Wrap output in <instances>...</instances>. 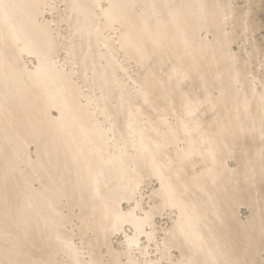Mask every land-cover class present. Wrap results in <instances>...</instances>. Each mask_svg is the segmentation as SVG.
I'll return each instance as SVG.
<instances>
[{"label":"bare ground","instance_id":"obj_1","mask_svg":"<svg viewBox=\"0 0 264 264\" xmlns=\"http://www.w3.org/2000/svg\"><path fill=\"white\" fill-rule=\"evenodd\" d=\"M100 2L71 0L72 10L80 15L77 29L86 38L83 51L88 53L98 40L111 50L108 56L105 54V66L97 69L93 64L89 68L112 87L105 101L117 96L115 113H109L105 105L101 107L104 115L107 112L113 116L114 124L121 116L125 118L124 125L120 122L124 131H119L120 124L114 125L122 139H126L125 134H136L135 139L131 135L126 140L133 149L130 153L128 147L130 154L120 149V138L110 136L113 122L109 124L112 129L105 128L94 119L89 102L83 104L74 75L57 67L58 39L50 24L38 19L43 0H0V264H55L60 253L71 259L70 264H82L79 247L65 230L71 220L65 210L76 207L82 211L84 228L101 232L104 237L125 222L144 233V227L154 218V209L161 213L166 208L176 209V219L164 239L165 247L179 250L175 264H256L259 248L248 247L262 241L256 240L254 226L242 221L234 226L230 219L246 197L256 203L260 215L256 195L257 184L264 180V91L249 82L229 50L231 37L225 34L222 18L227 10L224 3L108 0L101 10L105 23H100L96 17L100 15ZM117 23L122 27L120 47L145 71L136 78L138 97L157 116L151 117L146 110L150 115L145 112V125L141 122L144 117L139 119L138 115L142 107L135 102L138 107H130L126 100L127 84H119L108 75L121 65L102 31ZM201 30L215 34L214 39L202 37ZM25 53L36 57L34 68L24 62ZM164 67L166 75H161ZM187 80L197 81L205 90L203 100L195 91L183 90L182 83ZM213 88L217 95L212 93ZM177 104L182 112L179 116L173 112L178 121L170 124L167 119L171 114L167 116ZM206 106L215 111L210 123L199 115ZM248 137L254 145L252 150L245 145L242 170L226 169L224 160L232 156V146ZM181 141L186 144L181 146ZM30 144L35 145V158L28 153ZM169 147L173 148L172 155ZM198 164L199 169H195ZM150 176L159 180L160 205L143 212V216L123 212L122 199L136 201L140 183ZM139 203L135 202L137 206ZM154 234L150 232L149 238ZM242 237L244 241H240ZM241 244L244 248H239Z\"/></svg>","mask_w":264,"mask_h":264},{"label":"rangeland","instance_id":"obj_2","mask_svg":"<svg viewBox=\"0 0 264 264\" xmlns=\"http://www.w3.org/2000/svg\"><path fill=\"white\" fill-rule=\"evenodd\" d=\"M100 1H101L100 2L101 6H100V8H97V12H99V10H100V12H99L100 15H98V13H97L96 17H97V21H99L100 23H105V18H103V14H102L101 10H102V8H105L107 6L108 0L107 1L106 0H100ZM105 1H106V3H105ZM43 2L45 4L43 3L42 12L39 15L40 17L38 16V19H39V21H41V23L43 22L45 24L47 22L46 23L47 25L50 24L49 27L52 28L51 30L53 32L55 40L58 39V40H56V42L58 43V45L60 47L55 54V60H56L55 62H56L57 67L59 69L64 70L65 72L71 74L72 77L74 75L73 80L75 81L77 86L79 85L78 88L80 87L79 90L82 94L81 100H82L83 104H86L87 102H89V107L91 108L90 110H91L95 120H98L99 122H101V125H103L107 129H109V126L112 129L111 125L113 126V129H114V125L120 124L119 125V128H120L119 131H124V128L122 129L121 123L123 122L122 125H124V122H125L124 119L125 118L124 117L122 118V116L121 117L119 116L120 118L117 119L119 121L116 120L115 124H114V121H112V120H114L113 116H109L110 115L109 113H111L110 111L115 113L116 109L114 107H115V104L117 102L116 101L117 96L110 97L109 98L110 101H109V99L107 100L108 102L105 101V98L107 96L106 94L108 91H110L112 89V87L108 86L109 83L105 84L102 77L100 75H97L96 73H93V71L89 68V66H92L93 64H95L98 67L97 69L105 66L106 65V55L108 56L111 50L105 44L104 41L98 40L97 42H95V44L92 46V48L90 50H88V53L84 52V51H86V45H85L86 38H85V36L81 35V32L79 31L80 29H77V26H78L77 24H78V20L80 18L79 17L80 15H77V13H75L72 10L71 0H68V1L67 0H43ZM222 2L224 3V4L223 3L222 4L225 5L224 8L227 9L225 11V13L223 14L222 18H223V27L225 30V34L227 36L231 37V41L229 44V50L232 53V56H234L236 58V61L238 63V67H240L239 69L247 76V78L249 79V82L251 84L253 83L254 85L256 84V87L260 91H264V0H222ZM46 3H49V4L46 5ZM44 5H45V7H44ZM49 5H50V7H49ZM59 5H61V6H59ZM65 7H66V11L64 10ZM50 10H52V11H50ZM62 16H64V17L62 18ZM60 21H62V22H60ZM50 22L53 24H51ZM113 29H115V30H113ZM104 30L106 32H104ZM121 30H122L121 25L117 23L114 25L113 28H109L106 26L102 31L103 37H105L106 40L108 39L110 41V43L112 44V48H113L112 53L116 54V55H114L115 59L121 65V68H122V70H121V68L114 70L113 73L111 71H109L108 75L110 74L113 76V78H116L118 80L119 84H123V85L127 84V86L130 88V92H129L128 91L129 88L127 86L125 87L126 92H127L126 100L129 101L130 107H133V108L135 107V109H136V107H138V105L140 106L138 108L142 107L143 111L140 109V111L138 113L139 119H142L145 115H150L151 113H152L151 117H154L156 119L157 116H156L155 111L153 113L152 110H149V109L147 110V108H146L147 106H145V104L142 102L141 98L138 97L139 83L136 81V78H140V76L142 74H144L145 71L142 70L140 63L138 64V62L135 61L134 59H132V61H130V59H128L126 57L127 55L124 53L123 49L120 47L119 37L121 34ZM55 31H57L58 33L60 32L59 33L60 35ZM200 35L202 37H204L205 39H208V40H213L215 37V34H213L212 32L207 33V30H204V31L201 30ZM58 36H60V37H58ZM63 42H64V45H63ZM75 43L78 44V47H77V45L75 46ZM103 43H104V45H103ZM76 48H78V51H79L78 54H76L78 52L77 50H75ZM114 49H116V50H114ZM77 55H79L80 57H78ZM23 57H24L23 58L24 62H26L28 67L31 69L34 68V66L36 65V57H34L33 55L31 56L29 54L27 56L26 53L23 54ZM92 58H94V59H92ZM82 60H83V62L84 61L85 62L80 63V61H82ZM99 60H102V61H99ZM30 61H32V62H30ZM136 63H137V65H136ZM70 68H71V70H70ZM165 68L166 67H164V69L162 70L163 72L161 70H160L161 72L159 71V73L161 75H166L167 70H165ZM144 70H145V68H144ZM116 72H118V73H116ZM135 73H136V75H135ZM82 75H83V77H82ZM137 76H139V77H137ZM124 77H126V79ZM133 78H135V79H133ZM78 80H80V81H78ZM131 80H133V82ZM192 82L193 81H191V80L190 81L187 80L184 83H182L184 85V86L182 85V87L184 88L183 90L190 92V93H191V91H195V95L197 97H200L201 98V99L199 98L200 100H203L205 97V90L203 88L201 89V87L197 81L193 82L194 85H192L193 84ZM196 83L198 86L196 85ZM96 84L97 85L99 84V85L96 86ZM103 89H105V92ZM85 92H86V94H85ZM212 93L215 95L218 94L216 89H214L212 91ZM133 94H135V95H133ZM131 97L132 98L134 97V98L132 99ZM111 98H113V99H111ZM129 98H131V99H129ZM130 100L133 102L131 103ZM102 102L104 103V105ZM111 102L113 104H111ZM134 102L138 105L135 106ZM105 105L106 106L108 105L107 107H109V109L107 108L109 115L106 114L107 113L106 112L105 113L106 116L104 115L103 110H102V108H104ZM144 106L146 109L144 108ZM177 106H179V105L178 104L175 105V107L177 109L174 108L173 109L174 111L171 110L167 116V118H169V115L171 114L170 118L167 119L170 124L173 123L174 121L175 122L178 121L177 116H179L182 112V110H181L182 107L180 109L179 108L180 106L179 107H177ZM207 108H208V106L203 107L200 110L199 115L205 123H210L214 118L215 111H213V110L210 111V109H207ZM95 110H97V112ZM146 110H147V112L150 111L149 112L150 114H148L146 112ZM178 110L180 112H178ZM141 111H142V115L140 113ZM145 112L147 114H145ZM173 112L177 116L174 115ZM52 113L55 116L57 115L56 110H53ZM107 115L110 117V119H109V117H107ZM140 116H143V117H140ZM111 117H112V120H111ZM145 117H148V116H145ZM144 118L141 120V122H143V124L145 121H147L146 120L147 118H145V120H144ZM112 122H113V124H111ZM175 122L173 124L177 123V122L176 123ZM145 123H147V122H145ZM109 124H111V125H109ZM113 129L111 130L113 133H111V131H110V136L113 139L120 138V140L117 139L118 140L117 142H118L120 149L122 151L127 150V152L130 149V153H132L133 149L130 148L129 146H127L128 144L126 142H128V141H126V140L128 139L127 137H130V139H131V135L133 136V133H131L130 136L125 134L127 137L124 140V139H122V137L119 136L120 132H118L117 128L114 130ZM114 133L116 136L113 135ZM134 136L136 138V134ZM134 136L132 137V139H135ZM124 138H125V136H124ZM184 144H186V143H184V141H183L181 143V146ZM245 145H247V147H249L252 150L254 144L250 140V138L248 137L245 139V142H243V140L240 139L235 145L232 146V149L234 150V151L232 150L234 156L232 154V156H229V158L228 157L225 158L224 161H225V166H226L225 168L226 169L232 170V171H235V170L241 171L242 170L241 169L242 166H241L240 161H241V158L243 156ZM30 146H29V152L28 153L31 155V157L35 158V156H36L35 145L30 144ZM122 147L125 149H123ZM128 147H129V149H128ZM170 147L168 148L170 150V151L168 150L169 153H171L173 150V148H170ZM169 155H172V153ZM198 158L199 157H196V160ZM199 160H200V158L198 159V161ZM199 167H200V165L198 164L195 169H199ZM189 172H192V169H190ZM239 183L241 184V182H239ZM257 186L259 187V193L256 196L259 197L260 202L259 201L258 202L260 203V206H261L260 207V215H258L259 217L257 216V213H256V206H255L256 203L255 202H254L255 204H253V202L251 203L249 198L246 197L245 200H242L241 202H239V204H237L236 209H235V217L230 219V222L232 223V225L234 224V226L240 221L247 223L249 226H254L253 231L257 232L256 240L258 239L257 240L258 242H260V241H262V242H260V245H258V246L253 245V247H248V248H251V249L253 248L254 250H256V248L258 250V248H259L258 257L256 258L257 259L256 264H264V232H263L264 231V204H262V202L264 203V180L260 181L257 184ZM159 188H160V183L156 177L154 178V176H150V177L144 178L138 187L137 194L135 195L136 201L140 202L139 205L137 206L135 204L136 201H134V199L133 200L130 199L131 201L127 200V199H122V201L120 203L121 210L123 212L134 211L136 215L143 216L144 215L143 212L148 211L150 209L153 210L154 208H156L160 205V203L162 201V199H161L162 196L158 195L159 194V191H158ZM154 189H155V191H154ZM253 205H254V207H253ZM153 211H154V216H153L154 218H153L152 222L150 223L151 225L148 224L144 227V231H143L144 233H142V232L140 233L139 231H136L135 227H133V225L130 222H128V223L125 222V223H123L122 228L115 230V232L110 230L109 234L107 233L106 234L107 236L105 235V237H104V235H102L101 232H98V231L96 232L95 230H92V229L88 230V229L84 228L85 225H84L83 221H81L82 220L81 219L82 211L79 210L78 207H76L72 210L66 209L64 214L70 215L71 220H70V222H68L66 224L65 230L67 233L69 232L68 234L70 235L73 244H75V246L77 248L79 247L78 248L79 256H80V261L82 264H94L92 262V260H94V259L98 260L99 262L101 261L100 264H116L115 263L116 262L115 260L117 258L116 254H117V256L119 255L118 256V259H120L118 261L119 264H131L132 261H134L135 263L137 262V264H147V263L149 264L150 262L151 263L153 262L154 264H175L176 261L179 259V256H180L179 250H178V248H176L174 246L165 247L164 239L168 236V230L173 225V222H174L173 219L174 220L176 219L177 211H176V209L171 210L168 208L163 210L162 213L158 212V211L156 212L155 209ZM140 212H142V213H140ZM260 216H262V217H260ZM261 219H262V222L259 221ZM149 225L151 227H149ZM153 227H155V228H153ZM262 228H263V230H262ZM85 230H86V232H85ZM123 230H124V233H123ZM149 231L150 232L153 231L156 235L154 234L153 237L151 236L152 238H149L150 237L148 235L150 233ZM147 236H148V238H146ZM131 238H133L135 240V241H133V243H132ZM241 239H240V241L245 240V238L243 240V237ZM136 241H137V243H136ZM83 244L85 247H83ZM132 244H134V246ZM149 247H151V248H149ZM239 248H244V246L242 247V244H241V246H239ZM92 249H93V251H92ZM114 251H116V252H114ZM94 252L96 253L95 255H94ZM143 253H145V254H143ZM87 254H89V255H87ZM144 255L146 257H144ZM89 256H91L92 258ZM141 256H143V257H141ZM70 260L71 259L65 253H60L56 257L55 264H65V263L70 264L71 263ZM84 260H86V261H84ZM146 260H148V261H146Z\"/></svg>","mask_w":264,"mask_h":264}]
</instances>
